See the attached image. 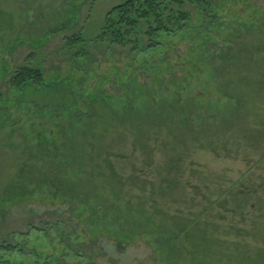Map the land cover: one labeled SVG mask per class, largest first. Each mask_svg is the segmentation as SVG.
Segmentation results:
<instances>
[{
	"label": "rangeland",
	"instance_id": "rangeland-1",
	"mask_svg": "<svg viewBox=\"0 0 264 264\" xmlns=\"http://www.w3.org/2000/svg\"><path fill=\"white\" fill-rule=\"evenodd\" d=\"M124 1L0 0V245L29 264H189L204 214L220 252L264 264V0H215L204 24L192 10L188 40L142 55L156 75L95 48ZM22 67L47 87L17 91ZM242 187L259 213L233 212Z\"/></svg>",
	"mask_w": 264,
	"mask_h": 264
},
{
	"label": "trees",
	"instance_id": "trees-1",
	"mask_svg": "<svg viewBox=\"0 0 264 264\" xmlns=\"http://www.w3.org/2000/svg\"><path fill=\"white\" fill-rule=\"evenodd\" d=\"M216 6L215 0H125L107 14L102 33L96 38L94 45L96 50L104 48L105 53L121 51L120 53L123 54L128 52L131 55L130 57L140 66L148 68L151 65L153 73L156 75V62L152 64V60L142 55H147L151 52H153V55H159L160 53L165 55L168 53L172 41H175L172 44L174 46L180 41L188 40L194 28L195 17L193 12H195L198 20L204 24L207 20H211L214 17ZM192 10L194 11L192 12ZM66 44L67 49L71 50V47H74L72 51H74L73 55L76 62L87 57V44L81 35L68 38ZM151 58L154 59L153 56ZM164 61H167L166 58H164ZM11 83L17 91H22L29 87L46 86V78L41 70L22 67L14 70L11 75ZM168 83L174 88L176 84H179V80L176 76H170ZM1 95L4 100L3 94ZM257 194L258 191L253 190L251 187L243 188L242 192L234 195V202L240 196L245 202H238L239 206L234 205L233 212L245 214L243 209L246 207L248 209H256L258 207L256 203L262 204V198ZM230 196L233 197V194H230ZM222 203L219 204L220 209L223 207ZM255 212L259 213L260 210L257 208ZM247 214H250V212ZM199 215L195 218L198 222H194L192 225L189 224V227L184 228V233L194 232L191 235L189 234L188 238L197 236L195 233L198 236L201 235L191 242L194 250L188 255L189 264H245V261L241 262V259L238 263L235 261L238 257L234 253L238 255V251L230 250V253L219 251V246H216V243L221 241V237L216 239L210 235L208 227H205L204 231L201 230L202 224L199 219L204 214ZM194 228L199 229H197L198 231L191 230ZM40 233H42L41 230L36 228L28 232L27 235L21 234V237L25 239L24 241H27L31 236L40 235ZM62 235L64 234L62 233ZM221 244L223 243L221 242ZM25 250V247L19 241H16L15 244L3 243L0 245V264H29L30 262L26 263L24 259L18 258V260L16 257L18 255L21 256ZM34 253L36 261L31 264H42V255L37 251ZM232 255L235 257L232 258ZM59 259H61L60 256ZM50 260L53 261V255L50 256ZM232 260L233 262L230 263ZM47 263L45 262L44 264ZM61 263V260L56 262V264Z\"/></svg>",
	"mask_w": 264,
	"mask_h": 264
}]
</instances>
